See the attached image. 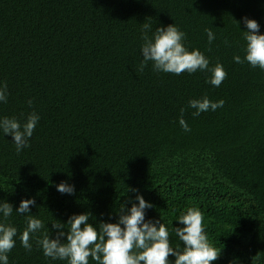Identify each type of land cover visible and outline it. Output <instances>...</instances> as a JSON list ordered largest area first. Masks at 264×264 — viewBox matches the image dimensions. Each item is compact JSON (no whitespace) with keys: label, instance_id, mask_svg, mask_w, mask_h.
<instances>
[{"label":"trees","instance_id":"trees-1","mask_svg":"<svg viewBox=\"0 0 264 264\" xmlns=\"http://www.w3.org/2000/svg\"><path fill=\"white\" fill-rule=\"evenodd\" d=\"M242 17L264 33V0H0L8 91L0 118L40 116L19 153L0 133V200L14 210L0 222L17 228L9 264H67L43 255L38 240L54 235L47 229L32 235L30 251L22 247V199L35 200L30 214L49 229L85 212L98 228L135 202L129 188L153 205L146 218L168 227L172 247L183 248L176 218L196 206L221 249L211 264H264V70L233 61L244 56ZM143 24L149 36L176 25L226 79L214 87L207 71L177 76L151 62L141 70ZM205 29L216 35L211 44ZM203 96L223 107L194 117L188 101ZM182 108L189 132L178 123ZM62 181L75 186L72 195L56 190Z\"/></svg>","mask_w":264,"mask_h":264},{"label":"clouds","instance_id":"clouds-1","mask_svg":"<svg viewBox=\"0 0 264 264\" xmlns=\"http://www.w3.org/2000/svg\"><path fill=\"white\" fill-rule=\"evenodd\" d=\"M243 23L245 41L243 59L239 55L233 57L235 63L247 62L252 68L264 70V33L255 19L242 17L236 21L237 26ZM239 27V26H238ZM152 26L143 24L141 29L140 53L142 60L140 69L151 62L153 70L179 76L182 73L193 74L197 71L209 72L207 83L219 87L226 79L227 73L222 64L210 67L209 59L199 49L189 50L185 45L186 33L176 25L157 27L149 36ZM207 40L211 44L216 35L211 29H205ZM8 99L7 85H0V103ZM31 106L32 101H28ZM223 100L211 101L207 96L188 101V108L194 109L192 115L216 111L222 108ZM184 109L178 120L180 127L189 132L191 129L183 119ZM40 120L36 112H31L21 122L15 117L0 118V133L8 135L19 153L29 147V140ZM61 194L72 195L75 186L64 181L56 185ZM135 193L134 201L129 199L126 206L120 205L115 222H99V227L90 223L91 213L71 215L66 222L52 223L51 229L45 223L30 214V206H35L32 198L22 199L15 208L19 215H27V226L20 234V243L26 250H31L30 239L33 234L42 229L47 232L38 240L43 255L51 260L67 261V264H89V258L96 264H211L219 257L217 250L208 239L204 228L203 212L196 206H191L177 218V226L173 227L175 236L183 244L172 247L168 227L160 219L146 218V210L153 205L146 201L138 190L129 188ZM11 203L0 200V218H8L13 214ZM58 221V220H57ZM67 225V230H65ZM17 228L0 222V264H9L8 253L15 247ZM174 260H169V257Z\"/></svg>","mask_w":264,"mask_h":264}]
</instances>
